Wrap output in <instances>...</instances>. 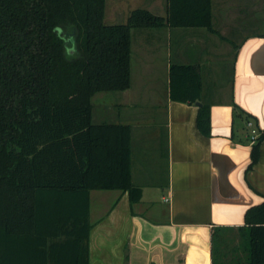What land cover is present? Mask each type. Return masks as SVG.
<instances>
[{
    "label": "trees",
    "instance_id": "trees-1",
    "mask_svg": "<svg viewBox=\"0 0 264 264\" xmlns=\"http://www.w3.org/2000/svg\"><path fill=\"white\" fill-rule=\"evenodd\" d=\"M211 7L168 0L165 16L137 8L107 24V0H0V264H89L90 192L127 191L132 203L142 195L131 180V125L94 123L93 98L130 88L133 29L218 34ZM201 91L196 66L171 65L172 100L194 103ZM199 124L208 134L206 105ZM240 232L242 254L212 264H264V202ZM213 241L217 253L218 232Z\"/></svg>",
    "mask_w": 264,
    "mask_h": 264
},
{
    "label": "crops",
    "instance_id": "crops-1",
    "mask_svg": "<svg viewBox=\"0 0 264 264\" xmlns=\"http://www.w3.org/2000/svg\"><path fill=\"white\" fill-rule=\"evenodd\" d=\"M111 1V21L137 9L126 6L136 0ZM140 1L167 13L168 0ZM211 1L218 34L140 28L132 33L130 88L93 98L94 123L131 125V180L142 195L132 203L127 191L90 192L89 264H212L215 232L221 261L242 254L237 245L234 255L226 250L223 233L241 234L248 209L264 202V136L251 166L252 127L264 135V33L244 28L240 8L252 13L260 0ZM174 63L197 67L198 101L171 99ZM204 105L208 134L199 124Z\"/></svg>",
    "mask_w": 264,
    "mask_h": 264
},
{
    "label": "rangeland",
    "instance_id": "rangeland-1",
    "mask_svg": "<svg viewBox=\"0 0 264 264\" xmlns=\"http://www.w3.org/2000/svg\"><path fill=\"white\" fill-rule=\"evenodd\" d=\"M127 4L128 5H126V6H128L129 9H133V8H144V9H146V8H148V5H145V4L143 5L142 1H140V0H136L134 2H129ZM111 5H112V1L111 0L110 1L107 0V10H106V12H108V9H109V7H111ZM240 8L243 10L242 15L243 14L244 15H247L246 18H242L243 19V22L242 23H244V25L246 26L244 28H246V30H249L251 32L264 33V0H260V2L258 3V8L257 9H254V11H253L254 13L253 12L251 13V9H252L251 6H249V7L248 6H242ZM156 14H159V15H163L164 16L163 13L162 14L156 13ZM126 20L127 19L124 16H121L118 19H115L114 21L113 20L112 21L109 20V18L107 17V15H106V18H105V22L107 24L126 23L127 22ZM139 31H140V29H133L132 30V33L134 32L135 33L134 35H136V33H138ZM108 94H110V95H116V92L115 93H113V92L110 93L109 92ZM96 109L97 108L95 107V109H94V112L95 113L97 112ZM94 117H95V115H94ZM108 120L109 119L105 118L103 121H108ZM92 202L94 203V199H92ZM225 234H227L226 235L227 241L224 242V246L226 247V250H228L229 253L231 252V254L234 255V251L237 252V250H235L236 245H237V248L239 249L238 250V254L239 253H242L243 252L242 246L244 245V242H243V239H242L241 234H238L236 232H233V233L224 232L223 235H225ZM219 249H221V248L219 247ZM219 253H220V250L217 253L215 252V255H219ZM231 259H232V257L231 258L230 257H227L226 259L224 258L221 261L220 258H219V256H217V260H219V262H223V263H229V262H231Z\"/></svg>",
    "mask_w": 264,
    "mask_h": 264
},
{
    "label": "built area",
    "instance_id": "built-area-1",
    "mask_svg": "<svg viewBox=\"0 0 264 264\" xmlns=\"http://www.w3.org/2000/svg\"><path fill=\"white\" fill-rule=\"evenodd\" d=\"M249 126L252 127L254 126L252 122H249ZM252 140H256L259 137V130L255 127H252Z\"/></svg>",
    "mask_w": 264,
    "mask_h": 264
},
{
    "label": "water",
    "instance_id": "water-1",
    "mask_svg": "<svg viewBox=\"0 0 264 264\" xmlns=\"http://www.w3.org/2000/svg\"><path fill=\"white\" fill-rule=\"evenodd\" d=\"M197 104H199V103H197Z\"/></svg>",
    "mask_w": 264,
    "mask_h": 264
}]
</instances>
